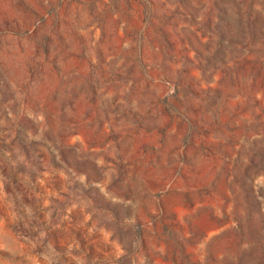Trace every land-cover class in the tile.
Wrapping results in <instances>:
<instances>
[{
	"label": "rangeland",
	"instance_id": "1",
	"mask_svg": "<svg viewBox=\"0 0 264 264\" xmlns=\"http://www.w3.org/2000/svg\"><path fill=\"white\" fill-rule=\"evenodd\" d=\"M0 264H264V0H0Z\"/></svg>",
	"mask_w": 264,
	"mask_h": 264
}]
</instances>
